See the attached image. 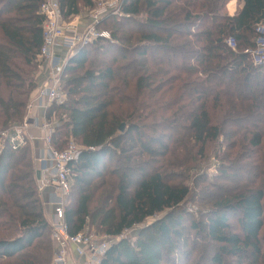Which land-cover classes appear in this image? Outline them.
I'll list each match as a JSON object with an SVG mask.
<instances>
[{
	"label": "trees",
	"instance_id": "trees-1",
	"mask_svg": "<svg viewBox=\"0 0 264 264\" xmlns=\"http://www.w3.org/2000/svg\"><path fill=\"white\" fill-rule=\"evenodd\" d=\"M43 1L0 0V264H52L58 250L32 145L11 143L38 88ZM117 1L96 24L111 22L110 39L68 54L67 99L45 115L55 149L82 147L69 233L115 239L102 264H264V64L251 55L264 0H237L234 16L232 0ZM59 4L70 23L94 1ZM212 152L233 187L202 172Z\"/></svg>",
	"mask_w": 264,
	"mask_h": 264
},
{
	"label": "built area",
	"instance_id": "built-area-1",
	"mask_svg": "<svg viewBox=\"0 0 264 264\" xmlns=\"http://www.w3.org/2000/svg\"><path fill=\"white\" fill-rule=\"evenodd\" d=\"M39 12L44 18V25L43 45L38 58L41 65H48L50 71L37 98L30 102L29 110L40 105V102L46 103L48 107L54 103L62 104L65 102L61 90V73L66 60H62L57 54L61 44L73 52L77 47L90 44L99 38L110 39L108 33L99 32L96 28V24L104 16V11H97L92 16L94 22L85 32H80L75 24L67 23L64 20L59 0H44ZM255 32L256 37L251 55L256 64H264V23L259 24ZM228 46L236 50V40L229 38ZM29 126L27 117L22 125L13 129L14 134L11 136V143L14 149L27 144L28 138L25 133ZM42 129L45 133L44 141L47 146L44 158L46 157L50 162V167L41 170L37 185L41 193L50 188L53 189L54 194V202L51 203V207H53L51 228L52 239L57 244L58 250L52 264H102L108 250L116 240L106 235L98 239L87 234L73 236L69 233L65 218V209L68 205L73 183L71 166L80 161L82 147L75 141H70L64 150L59 151L52 145L53 129L51 124L45 120ZM5 136L4 133L3 137ZM39 162L42 165L45 159H41Z\"/></svg>",
	"mask_w": 264,
	"mask_h": 264
},
{
	"label": "crops",
	"instance_id": "crops-1",
	"mask_svg": "<svg viewBox=\"0 0 264 264\" xmlns=\"http://www.w3.org/2000/svg\"><path fill=\"white\" fill-rule=\"evenodd\" d=\"M239 8L240 6L237 4L236 0L230 1L229 4L227 5V11L230 16H234L239 10ZM71 21H73V18L71 19ZM87 21L88 20H85L82 23L81 21H78V24H80L79 25L80 31L81 29H83L82 26H87L86 25L88 23ZM89 21H90L89 23L92 22V20H89ZM69 53L70 51L65 46H62V44L58 48V51H57L58 56L62 60H65ZM49 71L50 69L47 64H43L42 66L39 67V70L37 72L38 88L33 93L32 100L37 98V95L40 89L42 88L44 83L47 81ZM47 108L48 106L46 103L40 102V105L38 106L36 105L35 108L30 109L28 111V116H27L30 126L28 130L26 131L25 135L27 136L28 140L30 141L32 145L34 158H35V161L37 162V180L40 177L41 170L50 167V162H48L46 157L44 158V154H46V151H47V146L44 141L45 133L42 129V125L45 123V120H46L45 115H46ZM41 159H45V162L42 165H40V162H39ZM42 198L45 203L47 215L49 216V218H51V213H52L51 203L54 202L53 189H50V188L47 189V191L43 194Z\"/></svg>",
	"mask_w": 264,
	"mask_h": 264
},
{
	"label": "rangeland",
	"instance_id": "rangeland-1",
	"mask_svg": "<svg viewBox=\"0 0 264 264\" xmlns=\"http://www.w3.org/2000/svg\"><path fill=\"white\" fill-rule=\"evenodd\" d=\"M93 1H94V4H93V6L91 8L81 9L80 14L75 16L73 18V21H71L72 24H75V26L78 27V29H79V27H80L79 25L80 24H78V21H81V23H82L83 21L88 20L87 21L88 23L86 24L87 26H82L83 29H81V31L79 30L80 32H85L93 24L94 21L89 23L90 22L89 20H92V16L95 15L97 11H100V10L104 11V16L108 15V14H112V15L119 14V10H118V7H117V5H118V1L117 0H93ZM237 4H238V1H237ZM144 19H145V15L141 16L139 18L140 21H144ZM110 25H112L111 22H108V24L106 26L102 25V27H100L98 29V31L99 32H101V31L102 32H106V33H108L110 35L109 30H107L108 26H110ZM103 30H105V31H103ZM40 66H42V65L40 64ZM61 90H62V86H61ZM62 93H63V96H64V100H66L67 99L66 98L67 97L66 93L63 92V91H62ZM31 101H32V98H31L30 102ZM29 105H30V103H29ZM28 111H29V109H28ZM56 123H57V120H54L53 124H56ZM124 130H125V128H124ZM213 154H214V152L211 153V155L209 156V159L207 160V162L203 163V169H202V172L208 173V175H209V177H211V179L215 178L216 171H217V169H216L217 166L216 165H218V163H219V161L215 160ZM214 181H217L220 185H223V186H226V187H233V182H232L231 179H228V181H221V180H217V178H215ZM37 190H38V185H37ZM38 192H39V194L41 196H43V194L45 193V192L41 193L39 190H38ZM69 197H70V195H69ZM198 197H201V196L198 195ZM49 201H51V200H49ZM199 204H201V203L199 202L198 198H197L196 201H194V199L192 197L191 200L188 201L185 204L184 207L190 214H192L196 218L198 216L197 215V211H198V209L200 207ZM51 209H52L51 210L52 211L51 214H53V207H51ZM230 218H231L230 221H232V224L235 225V221H236L235 218H233V217H230ZM50 219H52V216H51ZM89 232H90V234L89 233H85V234L93 236V237H95L97 239L100 238V237H103V235H101L100 233H98L96 231L95 227L92 228ZM135 235H136V231L126 234V236L131 237V238H133Z\"/></svg>",
	"mask_w": 264,
	"mask_h": 264
},
{
	"label": "water",
	"instance_id": "water-1",
	"mask_svg": "<svg viewBox=\"0 0 264 264\" xmlns=\"http://www.w3.org/2000/svg\"><path fill=\"white\" fill-rule=\"evenodd\" d=\"M124 127H125V125H122V126H121V129H120V130H121V132H123V131H124Z\"/></svg>",
	"mask_w": 264,
	"mask_h": 264
}]
</instances>
